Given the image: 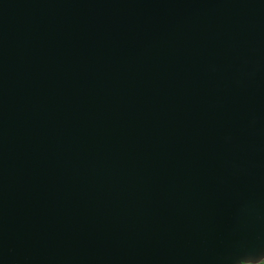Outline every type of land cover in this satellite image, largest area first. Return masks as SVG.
Wrapping results in <instances>:
<instances>
[{"label": "water", "instance_id": "1", "mask_svg": "<svg viewBox=\"0 0 264 264\" xmlns=\"http://www.w3.org/2000/svg\"><path fill=\"white\" fill-rule=\"evenodd\" d=\"M264 0H0V264H262Z\"/></svg>", "mask_w": 264, "mask_h": 264}, {"label": "crops", "instance_id": "2", "mask_svg": "<svg viewBox=\"0 0 264 264\" xmlns=\"http://www.w3.org/2000/svg\"><path fill=\"white\" fill-rule=\"evenodd\" d=\"M262 264H264V262Z\"/></svg>", "mask_w": 264, "mask_h": 264}]
</instances>
